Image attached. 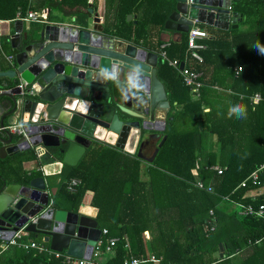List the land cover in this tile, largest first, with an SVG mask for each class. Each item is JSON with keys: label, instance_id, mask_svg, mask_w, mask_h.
Returning a JSON list of instances; mask_svg holds the SVG:
<instances>
[{"label": "trees", "instance_id": "16d2710c", "mask_svg": "<svg viewBox=\"0 0 264 264\" xmlns=\"http://www.w3.org/2000/svg\"><path fill=\"white\" fill-rule=\"evenodd\" d=\"M236 7L243 12L241 22L248 24L247 30L251 31L248 45L257 41L264 44V0H241ZM230 34L226 31L216 37L218 41L202 52L203 62L192 68L201 69L214 54L213 47L217 48L219 41L228 39ZM165 51L168 58L159 59L158 76L171 103L176 101L181 109L169 112L166 139L145 169L146 179L141 178L137 158L96 144L89 147L76 171L72 168L63 174L60 190L74 199L77 208L84 192L93 191L90 205L97 210L95 219L101 229L108 231L99 246L103 260L96 259L98 264H124L131 258H139L137 264H154L150 255L159 264H264V218L241 214L238 205L257 209L264 203L263 191L255 197L246 195L264 189L263 56L250 47L249 64L241 67L244 71L236 82L243 85V96L236 95L234 100L246 104L247 117L237 119L228 117V99H220L218 93L212 95L202 86L199 97L193 98L178 75V68L169 63L177 60L178 64L188 65L187 33L180 41L170 42ZM220 82L225 83L223 79ZM255 92L263 98L257 104L250 100ZM206 107L209 111H205ZM209 133L214 135L219 153L206 150L204 139ZM109 153L121 157L114 169L108 161L98 159ZM214 164L222 169L220 173L212 168ZM194 169H199L198 178L204 186L210 185L211 191L193 185L197 181ZM254 171L256 179L249 178ZM72 176L80 180L75 192L66 190ZM222 202H226L224 206ZM229 203H235L234 208L229 209ZM145 231L149 232L148 239ZM112 235L119 240L107 252L106 239ZM78 262L76 258L66 259L65 255L18 251L12 246L0 253V264Z\"/></svg>", "mask_w": 264, "mask_h": 264}, {"label": "water", "instance_id": "95a60500", "mask_svg": "<svg viewBox=\"0 0 264 264\" xmlns=\"http://www.w3.org/2000/svg\"><path fill=\"white\" fill-rule=\"evenodd\" d=\"M238 1L172 0L164 27L180 35L194 22L226 30L231 3ZM89 13L92 23L47 24L29 32L16 21L6 41L13 52L9 68L0 70V159L31 149L43 151L42 162L53 161L52 155L74 166L94 142L145 159L142 145L165 130L166 121L155 118L170 108L157 76L158 55L114 39L92 8ZM20 81L27 82L23 89ZM121 112L127 117L121 118ZM15 122L23 124L21 133L4 129ZM165 139L145 160H154ZM45 186L43 177L23 183L0 174V240H10L23 228L42 236L53 250L91 259L101 232L97 221L48 206Z\"/></svg>", "mask_w": 264, "mask_h": 264}, {"label": "crops", "instance_id": "0c3cea01", "mask_svg": "<svg viewBox=\"0 0 264 264\" xmlns=\"http://www.w3.org/2000/svg\"><path fill=\"white\" fill-rule=\"evenodd\" d=\"M240 1L241 0L231 3L230 10L232 11V15L230 17V26L226 30L205 23L194 22L191 27L199 28L206 33V36L204 38L198 40L204 45V47L199 51L202 57L201 62H203L204 60L202 52L210 49V46H213L214 43L218 41L216 40V37L221 36V34L226 31H231V36L228 38L229 40H224L222 38V40H220L218 43V47H213L214 54L208 57V62L205 63L201 69L195 70L192 68L196 66L195 64H200L201 62L190 57L189 53L187 59L188 65H186V63H183L185 67L192 68L193 71H196L200 74V76L198 77V80L202 84L200 87H205L212 95L218 93L219 98L222 100L228 99L227 103H229V106L230 102L231 105L238 104L234 100L236 95H238L239 97L243 96V93H241L243 85L241 84V82H236L243 68L241 70H238V68L243 66L245 67L246 64L248 65L249 58L252 57V53H249V49L251 46L248 45L252 38L251 31L247 30L248 24H244L241 22V20L244 19L243 12L240 10V8L236 7L237 3H239ZM171 5L172 0H0V70L9 68V66L7 65V58L9 59L10 55L13 52L10 51V46L6 41L8 39V36L14 32L15 23L17 20L21 21L23 32H29L32 30L38 31L47 24L83 25L84 21H89L90 23H92L93 16L89 13L90 8H92L93 11L98 14L100 23L105 27H109L108 33L112 37H114V39H123L126 40V42H132L146 49L147 51L156 53L158 55V63L159 59L168 58L165 47L168 46L170 42L180 41L184 37V34H186L182 33L180 35L177 32L168 30L164 27V22ZM31 11L45 12L47 15L46 21L41 22L29 20L27 18V15ZM243 32L246 33L243 34ZM162 52H165V56L162 55ZM262 66L264 70V56ZM156 68L158 76V66ZM180 69L181 68L179 66L178 70ZM250 73L251 71L248 74ZM178 75L182 78L179 71ZM221 79H223L225 83H221ZM162 83L165 87L163 81ZM183 83L185 84L184 80ZM188 87L193 95V98H198L199 95L195 96L191 91V87ZM166 93L170 103V108L167 111L160 110L156 112L155 118L164 119L167 122L166 119H168L167 117L169 116V112L171 113V111L181 109V105H179L176 101L171 103L167 90ZM256 93L259 94L258 92H255L250 95V100L253 104H257L263 99L259 94L261 99L258 102H253L252 96ZM223 102V104L226 103V101ZM241 105H244L246 107V104L244 102H242ZM205 111H209V107H206ZM120 117L126 118L127 115L121 112ZM184 128L185 127H182L180 129L183 130ZM0 134H2L1 128ZM164 135L166 136L163 131L160 133L159 138H153L151 150L152 153L155 145L160 142L162 136ZM204 143L207 151H217L219 153L218 143L216 142L214 135L209 133L205 137ZM96 144L102 145V148L106 147L113 150L114 152L116 151L120 155H131L132 157L137 158L142 169L141 178L143 180L146 179L145 169H147L148 165L152 162H149L145 159H140L135 154H130L123 149L103 142H94L91 146H95ZM88 149H86L85 153L79 158L74 166L64 163L60 156L51 155L53 161L46 162L47 160H44L42 162L41 155L43 154L41 153H43V151L36 154L31 149L20 151L17 154H13L10 156L7 155L4 159H0V174L4 175L9 182L23 183H28L29 180L35 177H43L46 184L45 190L49 195L48 206H53L68 211H74L78 214L86 215L95 219L97 210L95 207L90 205L93 197L92 190H86L84 192L80 200V204L77 208V206L74 205V199L70 198L65 191L60 190L59 186V183L62 180L61 178L64 177L65 172L67 174L68 171H70L72 168H74L72 171H76L77 169H75V167L84 162L83 159L85 158ZM120 158L121 157L115 153L103 155V158H101L100 156L98 157V159H101V161H108L112 169H114L116 164L120 162ZM200 162H202V160H200L199 163ZM200 165H202V163H200ZM66 166H70L71 168H68ZM212 166L219 165L214 164ZM198 173L199 169H194V174L197 179V181L193 183L194 186H196V183L198 181L203 183V181L198 178ZM54 175L57 176L54 178L52 177ZM70 178L77 177L72 176ZM257 191L264 192V189L252 190L246 193V195L252 196ZM225 203L226 202H222L223 206L225 205ZM234 206L235 203L228 204L229 208H234ZM22 232V236L17 239V243L15 244H10L8 240H0L1 252L5 251L11 246L16 247L18 251L34 250L39 254L45 255L52 254L49 251H56L50 248L49 243L44 241L42 236H36L35 233L24 230ZM144 234L146 239H148L149 232L145 231ZM111 237L118 236L112 235ZM32 242H34L36 245L44 246L49 251H39L37 247H24L25 244H30ZM96 242L91 258L98 264L96 259L102 261L103 256L101 255V248L97 246L98 244L96 245ZM95 251L97 252L96 255L94 254ZM56 252L67 254L65 250ZM153 262L154 264H159L158 260Z\"/></svg>", "mask_w": 264, "mask_h": 264}, {"label": "built area", "instance_id": "2783aa9c", "mask_svg": "<svg viewBox=\"0 0 264 264\" xmlns=\"http://www.w3.org/2000/svg\"><path fill=\"white\" fill-rule=\"evenodd\" d=\"M27 18L31 21H46L47 19V15L45 12H34L31 11L28 13ZM206 36V33L204 31H202L199 28H195V27H191L188 31V37H187V48H188V52L190 57H192L193 59L197 60V61H202V57L199 53V51L204 47L203 43H201L200 41H198L199 39H202ZM162 55L165 56V52H162ZM169 63L174 66V67H179L180 64H178L177 60H170ZM238 70H241V67L238 68ZM180 75L182 76L184 82L186 85L191 87V91L193 92V94L195 96H198L200 93V86L202 85L201 82L198 80V77L200 76V74L196 71L191 70L188 67H185L183 65V67L179 70ZM27 85V82L25 81H21L18 83V86L23 89L25 86ZM261 99L259 94H254L252 96V100L253 102H258ZM22 127L23 124L21 122H15L13 124L7 125L4 127V129H7L11 132L14 133H21L22 131ZM214 169H217V171L220 173L221 172V168L219 166H214L212 167ZM257 171H254L252 174H250L249 178L252 179H256L257 177ZM80 183V181L77 178H70L67 182L66 188L69 191H75L76 187L78 186V184ZM245 181H243L241 183V185H244ZM196 186L198 188H206L208 191H211L212 188L210 185H206L204 186V184L200 181H198L196 183ZM260 192L262 191H257L256 193H254V195H252L253 197H255L256 195H258ZM240 206V210L239 213L241 214H252L258 218H264V203H261L258 205L257 209H254L251 205H242L241 203L238 204ZM210 214H213V211L210 210L209 211ZM23 228H20L18 231H16L14 233V235L12 236V238L10 240H8V242L10 244H15L17 243V239H19L23 233ZM107 229L103 228L101 229L100 232V237L97 239L96 245L100 246L102 244V236L107 234ZM118 237H109L107 239V243L105 245V251H110L113 246L118 242ZM7 242V243H8ZM25 248H30V247H37V249L39 251H49L47 248H45L44 246L41 245H36L34 242L30 243V244H25L24 245ZM1 252V250H0ZM50 253L54 254L55 256H59V255H65L66 259H70L71 256L68 254H62L60 252H56V251H49ZM96 251L94 252V254L96 255ZM73 258V257H72ZM152 261H157V259L151 255L149 257ZM79 260V264H97L92 258L91 259H84V258H80ZM139 262L138 258H131L130 260H125L124 264H137Z\"/></svg>", "mask_w": 264, "mask_h": 264}, {"label": "clouds", "instance_id": "9594fccd", "mask_svg": "<svg viewBox=\"0 0 264 264\" xmlns=\"http://www.w3.org/2000/svg\"><path fill=\"white\" fill-rule=\"evenodd\" d=\"M260 55L264 56V44L257 41L255 44L251 45ZM235 116L237 119H245L247 117V109L244 105L233 104L228 108V117L232 118Z\"/></svg>", "mask_w": 264, "mask_h": 264}, {"label": "flooded vegetation", "instance_id": "af4514ba", "mask_svg": "<svg viewBox=\"0 0 264 264\" xmlns=\"http://www.w3.org/2000/svg\"><path fill=\"white\" fill-rule=\"evenodd\" d=\"M152 141H153V138L148 140L147 142H145L142 147H141V155L147 159V158H150L151 155H152Z\"/></svg>", "mask_w": 264, "mask_h": 264}, {"label": "rangeland", "instance_id": "374dc122", "mask_svg": "<svg viewBox=\"0 0 264 264\" xmlns=\"http://www.w3.org/2000/svg\"><path fill=\"white\" fill-rule=\"evenodd\" d=\"M182 121H184V120H182ZM185 125V124H184ZM182 127H183V125H182ZM229 209H231V208H229ZM102 238H103V236H102ZM216 255H218V253H216Z\"/></svg>", "mask_w": 264, "mask_h": 264}]
</instances>
